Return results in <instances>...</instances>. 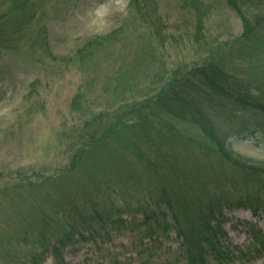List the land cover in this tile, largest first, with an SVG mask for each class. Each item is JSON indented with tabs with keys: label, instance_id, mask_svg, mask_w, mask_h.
<instances>
[{
	"label": "rangeland",
	"instance_id": "374dc122",
	"mask_svg": "<svg viewBox=\"0 0 264 264\" xmlns=\"http://www.w3.org/2000/svg\"><path fill=\"white\" fill-rule=\"evenodd\" d=\"M154 2L160 16L161 36L157 40L134 20L131 0H47L44 18L33 33L36 36L40 28L46 32L47 48L32 41L16 52L0 51V244L12 237L11 248H17L16 254L22 261L38 248L34 238L24 237L20 216L25 211L31 212L33 207L36 211L44 210L54 222L51 229L55 238H62L68 229L63 220L54 218L47 207L48 199L45 201L43 196L55 199L63 194L60 179L82 139L77 129L79 117L71 109L75 96L85 93L86 104L94 114L104 113L110 106L118 110L121 104L124 107L121 111H127L133 91L137 102L143 103L169 83L173 72L201 65L208 56L218 54L227 56L238 74L254 80L264 78V54L255 56L248 54L250 51L235 48L236 39L242 34V24L224 1L212 0L213 11L203 23L200 34H196L192 13L183 9V0ZM95 39H101L104 48L82 59L79 51ZM145 48L150 54L145 53L144 61L137 67L135 53ZM176 127L183 135L201 137L199 130L189 125ZM132 133L134 131L127 130L124 143L114 141L108 147L123 152L127 171L140 173L136 154L138 151L156 154V146ZM134 144L138 148L134 149ZM230 145L234 157H241L250 167L264 171V135L234 138ZM177 149L174 156L183 159L182 165L193 172L194 165L188 161V157L190 160L192 157L182 148ZM191 155L195 158L194 152ZM196 158L201 164L207 162L200 155ZM101 166L106 169L103 160ZM209 166L214 170L219 168L212 162ZM130 175L106 177L108 190L111 186L107 209L114 215L121 213L127 223L138 220L137 226L141 227L142 215L138 213L141 207L145 208L147 194L132 182L134 179L129 180ZM235 176H231L232 179H236ZM218 180L229 188L226 180L221 177ZM122 184L129 190L125 191ZM247 184L248 188H240L251 196L259 193L251 181ZM257 212L258 215L251 209L224 211L227 221L224 231L229 244L241 250L249 247L252 240L246 225L264 233V204ZM120 228L121 231L103 237L101 227H93L94 234L89 241L70 245L64 251L66 262L141 264L137 261L141 238L138 239L137 233ZM80 233L87 238L85 231L80 230ZM55 238L48 236L46 243L53 244ZM135 243H139L137 249ZM146 244L148 240L143 246ZM180 245L174 233L162 237L150 264H185L177 262ZM35 251L40 255L39 249ZM43 260V264H55L50 254ZM0 264L6 263L0 261ZM242 264H264V256L247 258Z\"/></svg>",
	"mask_w": 264,
	"mask_h": 264
},
{
	"label": "trees",
	"instance_id": "16d2710c",
	"mask_svg": "<svg viewBox=\"0 0 264 264\" xmlns=\"http://www.w3.org/2000/svg\"><path fill=\"white\" fill-rule=\"evenodd\" d=\"M220 1L225 2L242 24V34L236 39L235 48H242L241 52L250 51L248 54L255 56L264 54V0ZM46 2L0 0V51L16 52L32 41L47 48V35L42 28L33 35L44 18ZM183 9L192 13L196 34H200L203 23L213 11L212 0H183ZM130 10L138 25L151 32L152 39L161 36L160 16L154 0H131ZM100 40L88 42L79 56L82 59L94 56L104 48L105 43ZM145 53H149L146 48L135 53L137 67L144 61ZM237 70L227 61V56L210 55L201 65L173 72L169 83L143 103L137 102L133 91L127 111H121L124 109L121 104L118 110L110 106L104 113L94 114L86 104L85 93L75 96L71 109L79 117L77 129L82 139L72 151L69 166L60 179L63 194L55 199L43 196L45 201L48 199L47 207L54 218L63 220L68 229L62 238H55L51 229L54 222L44 210L36 211L33 207L20 219L25 229L24 237L34 238L38 248L22 261L23 258L16 254L17 248H11V237L0 244V261L43 264V257L50 254L55 264H68L64 251L70 245L89 241L96 226L103 230V237L121 231L120 227L137 233L142 244L137 261L141 264H150L156 244L171 233L181 243L177 262L185 264H242L247 258L264 256V233L257 227L246 225L252 243L244 250L229 244L224 231L226 209H251L258 215L257 211L264 204V171L250 167L241 157H234L230 145L234 138L264 135V78H246ZM120 78L123 80L122 76ZM177 125H189L199 130L201 137L183 135ZM127 130L156 146V154L146 151L136 154L140 173L127 171L123 152L108 147L110 142L124 143ZM136 148L138 145L134 144ZM177 148L192 157L190 160L187 156L194 165L193 172L182 165L183 159L174 156ZM192 152L195 158L202 156L206 164L195 159ZM102 160L106 169H102ZM210 162L219 168L214 170ZM110 174L121 177L131 174L129 180L134 179L132 182L147 194L145 208L140 206L138 213L142 215L141 227L137 226L138 220L127 223L121 213L114 215L107 209L111 186L108 190L106 177ZM234 174L236 179L231 177ZM219 177L226 180L225 184L229 183V188L219 182ZM249 181L259 191L255 196L240 188H248ZM121 186L129 190L125 184ZM80 230L85 231L87 238ZM1 234L0 230V238ZM48 236L55 238L53 244L46 243ZM146 240L149 244L143 246ZM138 244L135 243L136 249ZM38 249L40 255L35 254Z\"/></svg>",
	"mask_w": 264,
	"mask_h": 264
}]
</instances>
